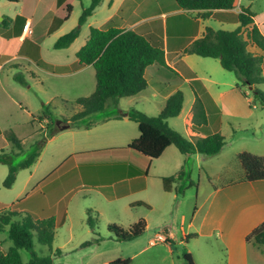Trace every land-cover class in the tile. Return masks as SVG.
Here are the masks:
<instances>
[{
	"label": "crops",
	"instance_id": "crops-1",
	"mask_svg": "<svg viewBox=\"0 0 264 264\" xmlns=\"http://www.w3.org/2000/svg\"><path fill=\"white\" fill-rule=\"evenodd\" d=\"M254 1L236 0L234 9L214 11L210 17L204 18L202 17L204 11L183 10L179 8L176 0H103L82 26L80 36L74 43L67 49L57 50L55 49L57 40L78 25L83 10L91 5L92 0H9L10 13L2 19L9 38L7 41L3 40L0 51L13 45L15 52L12 57L0 64V69L8 64L18 69L23 68L26 73H31L33 79L40 81L42 87H48L47 89L58 94V98L77 101L79 98L89 97L96 90L94 67L81 64L77 57V53L89 39L91 28L137 30L142 34L161 33L168 67L184 78L182 83L164 80L158 77L156 69H149L146 72L148 88L136 96L128 97L132 101L126 107L121 105L124 98L113 105L118 108V114L93 116L101 113L99 112L72 125L70 119L82 111L75 101L78 111L66 121L67 124H64L69 127L63 129L62 126L58 128L59 130L56 129L47 140L49 144L61 137L70 144L71 153L63 156L58 166L41 180L34 190L17 200V203L23 200L17 205V211L36 215V211L39 210L43 214L53 216L58 226V212L63 213L66 219L69 217L67 207L71 196L81 192L85 198L91 196L90 193L93 191L101 195L109 205L123 203V207L128 205L130 209L136 210L127 228L141 218L146 220V232L133 240L138 242L140 250L129 258L131 264L148 247L158 246V242L163 244L167 254L163 260L156 255L158 264H186L184 261L186 254L191 255L194 264H264V245L247 240L248 235L264 222V181L236 182V180L225 184L214 182L205 165L207 157L198 153L183 155L175 146L168 147L160 158L151 163L143 161L131 152L121 151L140 137L138 124L129 120L127 115L131 109L145 111L139 106L140 102L147 100L142 97L143 92L150 88L153 89L154 99L159 100L158 110L161 112L175 92L182 91L184 85L192 87L195 94L193 103L186 112L183 104L181 114L175 118L184 114L183 120L187 122L185 135L188 139L197 141L206 137V134L191 121L196 95L202 100L208 116L209 105L212 108L217 106L214 93L220 89L222 83L207 72L209 62L205 61L207 58L183 55L182 51L201 38L207 27L227 31L237 29L240 23L236 18L242 7L250 8L255 14L252 26H257L264 35V10L261 12L253 10ZM68 6L71 8H67ZM170 8L172 10L168 11ZM170 16L174 19L171 25ZM160 18L163 19L161 25ZM216 24L219 28H215ZM27 25L29 27L26 31ZM226 26L233 28L228 30ZM188 30H195L189 43L182 48L170 45V38L175 40L181 38ZM251 48L257 52L256 54L264 55V52L256 47ZM15 61H21L25 65L11 64ZM202 92L208 96V100L204 99ZM35 120L34 118L32 122ZM168 124L172 129L179 131L169 122ZM1 125L0 121V130ZM174 125L179 123L176 121ZM210 126L208 116V127ZM212 131L217 133V130ZM224 149L225 147L221 153ZM105 150L109 152L97 153ZM42 152L36 164L29 169L39 164ZM255 155L264 156V153ZM183 167L186 171L184 179L174 183L170 192L165 191L163 178L175 175ZM194 167L200 172L198 184L192 178ZM60 168L62 170L58 171L57 175L47 180ZM134 169L138 173H134ZM145 170L147 174L143 172ZM6 177L4 174V179ZM202 179L210 181L207 188H201ZM191 181L197 186L196 197L189 193L192 189L187 190ZM63 202L68 204L66 203L64 211H61L59 207ZM17 203H7L0 199V204L5 206ZM44 209H48V212L45 213ZM96 210L95 207L85 209L87 224L91 211L98 225ZM5 227L8 226L3 227L4 231ZM90 231L93 240L91 228ZM191 235L196 236L190 238ZM98 237L102 239L100 233ZM147 242L150 246L144 247Z\"/></svg>",
	"mask_w": 264,
	"mask_h": 264
},
{
	"label": "trees",
	"instance_id": "trees-1",
	"mask_svg": "<svg viewBox=\"0 0 264 264\" xmlns=\"http://www.w3.org/2000/svg\"><path fill=\"white\" fill-rule=\"evenodd\" d=\"M102 1L92 0L91 5L83 10L78 25L57 40L55 49H67L74 43L80 36L82 26L94 14ZM176 3L179 8L186 11H204L202 17L207 18L214 11L234 9L236 0H176ZM67 8L70 9L71 6ZM254 17L255 14L250 8L242 7L236 18L240 23L237 29L227 31L207 27L204 35L188 45L183 50V54L218 59L226 71L235 74L237 86L251 87L256 93V98L264 106V92L258 88L259 85L264 84V55L249 50V47L252 46L264 52V35L257 26H252ZM245 32L246 38L244 37ZM77 57L81 64L94 67L97 86L95 92L89 97L77 99L76 103L82 108V111L70 119L72 125L88 116L104 111L109 100L117 104L122 98L133 97L146 90L148 88L146 72L149 69H156L157 75L161 79L173 80L178 83L184 81V78L169 68L166 63L164 40L161 33L142 34L137 30L91 28L89 39L77 53ZM14 80L22 85L28 83L26 78L20 74L15 75ZM183 104L184 93L179 90L167 100L158 116L151 117L142 111L131 109L127 117L138 124L140 137L121 151L131 152L137 157L138 155L142 156L148 163L160 158L170 146H175L183 155L192 153H198L203 157L219 155L226 145V138L221 133H212L209 130L204 104L197 95L191 121L206 134V137L192 141L169 126L168 120L181 114ZM48 117L51 118V115ZM54 132L55 130L50 136ZM0 134H2L1 130ZM4 135L6 140L20 152L24 150L22 140L13 130L4 132ZM49 137L39 142L38 149L18 164L14 163V158L20 153L1 151L0 164H5L9 168L3 183L6 188L14 186L20 171L29 169L36 164ZM105 152H109V150L97 153ZM235 158L242 171V176L236 182L264 181V156L244 151L237 154ZM60 170L62 168L57 169L47 180L57 175ZM133 172L138 173L135 169ZM143 172L147 174V170ZM185 176L186 171L183 167L175 175L163 178L165 191L170 192L172 185L183 180ZM194 185V182L191 181L190 186ZM22 202L23 200L18 201L16 205H13V210H4L0 216V227L3 229L4 226H9V238L14 244L8 252L0 251V264H53L51 256L42 258L34 252V235L38 236L40 243L52 247L56 237V219L53 216L39 218L28 212L26 215H22V212L15 209ZM4 208L6 206L0 204V210ZM18 216L21 217V221L15 220V217ZM88 225L93 231L94 239L83 243L82 248L90 247L102 240L96 232L97 220L92 216L91 211L88 215ZM146 229L147 222L144 218L139 219L128 228L114 223L108 225L109 232L113 233L120 242L133 241L142 236ZM195 236L191 235L190 238ZM247 240L257 245H264V222L248 235ZM22 249L31 254L30 262L22 261L20 253ZM57 254H61V251L58 250ZM184 261L186 264H194L190 254L184 255ZM112 264H131V260L118 259Z\"/></svg>",
	"mask_w": 264,
	"mask_h": 264
},
{
	"label": "rangeland",
	"instance_id": "rangeland-1",
	"mask_svg": "<svg viewBox=\"0 0 264 264\" xmlns=\"http://www.w3.org/2000/svg\"><path fill=\"white\" fill-rule=\"evenodd\" d=\"M252 3L253 10L257 12L264 10V0H255ZM10 8L9 0H0V45L3 40L7 41L9 38L6 35V26L2 23V19L8 16ZM170 10L172 9H168V11ZM159 20V24L161 25L163 19L160 18ZM173 20L170 16L169 25H171V21ZM215 28H219L217 24ZM226 28L232 30L233 27L226 26ZM194 32L195 30H188L181 38L176 40L170 38V45L177 48L184 47L193 38ZM244 37L246 38V32L244 33ZM249 50L253 51L254 49L252 50L250 46ZM14 52L13 45L10 48H3L0 51V64L7 60V58L12 57ZM254 52L257 53L255 50ZM205 61H209L207 72L214 79L222 83L220 89L214 93L217 98V106L212 108L209 105L208 116L211 126L208 128L211 132H213L212 129L217 130V133H221L226 138V146L223 153L219 156L207 157L205 165L214 182L225 184L236 181L242 176L241 169L237 165L235 158L237 154L244 151L252 154L264 153V106L261 105L260 101L256 98V93L249 86L238 87L235 74L226 71L218 60L207 58ZM15 63L25 65L21 61H15L11 64ZM18 74L26 78L27 85H22L14 80V76ZM30 74L26 73L23 68L18 69L11 67L9 64L0 69V121L2 124L0 153L2 150L9 153H20L19 156L14 158L15 164L20 163L37 150L39 142L49 137L54 130L67 124L66 121L78 111L75 103L76 100L58 98V94L51 89H47L48 87H42L40 81L33 79ZM258 88L264 92V84L258 86ZM182 91L185 97L184 105L186 112L188 107L193 103L195 94L193 88L189 85H184ZM201 94L205 100H208V96L204 92ZM142 95L147 100L140 102L139 108L144 109L145 111L143 112H147L149 116H158L160 113L158 110L159 100L154 99L153 89L150 88L143 92ZM130 101H132L130 98L122 99V107L129 105ZM113 105H116L115 102L113 104V101L109 100L105 110L93 116L103 117L118 114V108L116 109ZM48 115H51L52 119ZM183 115L179 118L169 119L168 122L170 125L178 128V132L186 136L187 122L183 120ZM34 118L36 120L32 122ZM58 121L60 123L57 125L56 122ZM176 121L179 125H174ZM9 130H13L22 140L24 149L22 152L6 140L4 132ZM70 150V144L61 137L53 140L43 150L39 164L32 169L20 172L12 188H6L3 185L5 180L4 174L8 175L9 168L5 164H0V199L7 203H17L18 199L24 198L34 190L39 182L58 166L63 156L71 153ZM138 157L143 160L145 159L139 155ZM199 173V170L194 167L192 178L197 184ZM201 182V188L203 189L208 187V182L210 181L202 179ZM196 188V184L194 186H190L189 184L187 190L192 189L189 193L196 197ZM90 194L91 196L84 198L81 192H77L71 196L69 204L63 202L59 207L61 211H64L65 204L67 203L69 217L66 219L63 213L58 212L57 234L52 247L40 243L38 236L34 235V252L39 257L51 256L53 264H111L118 259H129L140 250L138 242H120L108 230V225L113 224V222L127 228L129 220L134 218L136 210L130 209L128 205L123 207V203L120 205L117 203L109 205L96 192L92 191ZM104 203L107 206L103 205ZM12 207L13 205L10 204L3 211H11L14 209ZM88 207L97 208L98 225L96 230L101 234L102 240L88 248H81L84 242L90 241L93 238L92 232L86 222L87 214L85 213V209ZM15 209L17 210V208ZM3 211L0 212V216ZM36 212L35 214L39 218L49 217L39 210ZM44 212L47 213L48 209H44ZM26 214L24 212L22 215ZM15 220L21 221L22 219L18 216L15 217ZM0 241L1 252H8L14 246L9 238V226L5 227V231L3 229L0 230ZM157 245L148 247L150 244L148 242L145 243L144 247H148V249L139 258L134 259L133 264H158L156 255H159L162 260L166 258L165 255L167 254L163 244L158 242ZM58 250L62 251V253L57 254ZM20 253L24 263L30 262L31 254L29 252L22 249Z\"/></svg>",
	"mask_w": 264,
	"mask_h": 264
},
{
	"label": "water",
	"instance_id": "water-1",
	"mask_svg": "<svg viewBox=\"0 0 264 264\" xmlns=\"http://www.w3.org/2000/svg\"><path fill=\"white\" fill-rule=\"evenodd\" d=\"M251 88V87H250ZM252 89V88H251ZM60 123V121H58V122H56V124L58 125ZM69 127V125H65L64 127H63V129H67Z\"/></svg>",
	"mask_w": 264,
	"mask_h": 264
},
{
	"label": "built area",
	"instance_id": "built-area-1",
	"mask_svg": "<svg viewBox=\"0 0 264 264\" xmlns=\"http://www.w3.org/2000/svg\"><path fill=\"white\" fill-rule=\"evenodd\" d=\"M28 27H29V25H27V26L25 27V30H26V31L28 30Z\"/></svg>",
	"mask_w": 264,
	"mask_h": 264
}]
</instances>
